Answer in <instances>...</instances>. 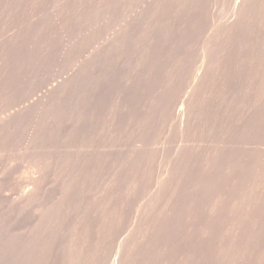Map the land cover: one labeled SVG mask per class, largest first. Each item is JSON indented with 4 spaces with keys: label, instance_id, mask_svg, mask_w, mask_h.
<instances>
[{
    "label": "rangeland",
    "instance_id": "374dc122",
    "mask_svg": "<svg viewBox=\"0 0 264 264\" xmlns=\"http://www.w3.org/2000/svg\"><path fill=\"white\" fill-rule=\"evenodd\" d=\"M0 264H264V0H0Z\"/></svg>",
    "mask_w": 264,
    "mask_h": 264
},
{
    "label": "bare ground",
    "instance_id": "6f19581e",
    "mask_svg": "<svg viewBox=\"0 0 264 264\" xmlns=\"http://www.w3.org/2000/svg\"><path fill=\"white\" fill-rule=\"evenodd\" d=\"M244 1L245 0H242V5ZM202 80L203 79H201V81ZM20 187L21 186L19 185L18 188ZM38 194H39V179L33 177L32 179L31 178L29 179V182L23 188L19 189L17 198L13 202H10L7 204L8 206H11V209L16 208L17 212H22L26 210V208L30 207L36 202L38 198ZM4 200H5V203L8 202L7 201L8 199L5 198ZM38 211H39L38 212L39 215L37 213H34V215L30 218V224L32 227L29 233L25 236H21V238L19 239L22 242V243L20 242V244L23 247L25 245L33 246L32 238H30L31 234H34L35 231L40 228L41 222H42V225H44V223H48V221L50 220L51 213L49 212L47 208L46 209L38 208ZM29 251H25L24 253L28 254Z\"/></svg>",
    "mask_w": 264,
    "mask_h": 264
}]
</instances>
